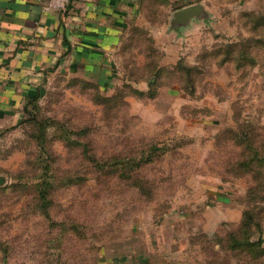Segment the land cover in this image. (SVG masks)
I'll return each mask as SVG.
<instances>
[{"label": "rangeland", "instance_id": "obj_1", "mask_svg": "<svg viewBox=\"0 0 264 264\" xmlns=\"http://www.w3.org/2000/svg\"><path fill=\"white\" fill-rule=\"evenodd\" d=\"M200 2L178 35L150 0L117 82L55 77L0 130V264H264V46L225 60L264 0Z\"/></svg>", "mask_w": 264, "mask_h": 264}, {"label": "crops", "instance_id": "obj_2", "mask_svg": "<svg viewBox=\"0 0 264 264\" xmlns=\"http://www.w3.org/2000/svg\"><path fill=\"white\" fill-rule=\"evenodd\" d=\"M149 1L71 0L63 11L46 12L48 0H0V130L20 122L26 97L55 77L99 75L109 85L117 82L114 60ZM166 1L172 13L201 3ZM201 26L208 20L191 28Z\"/></svg>", "mask_w": 264, "mask_h": 264}, {"label": "trees", "instance_id": "obj_3", "mask_svg": "<svg viewBox=\"0 0 264 264\" xmlns=\"http://www.w3.org/2000/svg\"><path fill=\"white\" fill-rule=\"evenodd\" d=\"M257 11L249 10V11H243L241 16L244 19V23L242 24H248L247 27L253 32V33H258L257 35L249 36V37H243L240 38L239 40V45L240 48L237 51V55L234 54L235 49L234 45H232V48L230 50H227V57L225 60H232L237 61L238 63L236 64L237 68H241L245 66L246 64H250L251 66L255 65L257 63V59L255 58L254 55H251V52L254 50L255 47H261L264 46V37L262 28L264 27V14H257ZM44 93L43 88H39L34 94L27 96L25 99V102L22 106V113H23V118L19 122L20 125H22L24 122L29 120L31 117H33L32 112L33 109L36 108L38 100H40L41 96ZM244 134H237L235 138H238L240 136V140L242 139V136ZM257 151L254 149L252 156L253 158L257 157ZM249 159H243L242 161L239 162V167L245 166L246 162ZM254 160H250L248 163V166L253 162ZM241 164V165H240ZM261 200L264 201V198H260ZM235 242V241H234ZM252 243L248 241L247 239V245H251Z\"/></svg>", "mask_w": 264, "mask_h": 264}, {"label": "water", "instance_id": "obj_4", "mask_svg": "<svg viewBox=\"0 0 264 264\" xmlns=\"http://www.w3.org/2000/svg\"><path fill=\"white\" fill-rule=\"evenodd\" d=\"M209 13L205 6L201 3L186 6L171 14L169 20V29L175 33L180 34L183 29L191 27L195 22L208 20ZM4 183L3 178L0 177V186Z\"/></svg>", "mask_w": 264, "mask_h": 264}, {"label": "built area", "instance_id": "obj_5", "mask_svg": "<svg viewBox=\"0 0 264 264\" xmlns=\"http://www.w3.org/2000/svg\"><path fill=\"white\" fill-rule=\"evenodd\" d=\"M71 0H48L44 7V11L48 12L51 10L63 11L68 6Z\"/></svg>", "mask_w": 264, "mask_h": 264}]
</instances>
